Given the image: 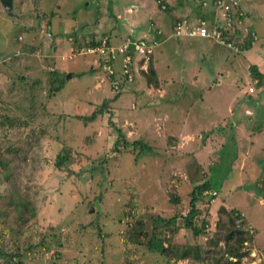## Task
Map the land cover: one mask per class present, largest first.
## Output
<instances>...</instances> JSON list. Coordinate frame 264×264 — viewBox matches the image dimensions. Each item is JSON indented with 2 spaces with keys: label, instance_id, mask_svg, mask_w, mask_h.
I'll return each instance as SVG.
<instances>
[{
  "label": "rangeland",
  "instance_id": "1",
  "mask_svg": "<svg viewBox=\"0 0 264 264\" xmlns=\"http://www.w3.org/2000/svg\"><path fill=\"white\" fill-rule=\"evenodd\" d=\"M126 1L139 10L132 13L138 22L126 24ZM13 12L16 17L0 4V253L18 249L21 264H208L149 251L155 218L178 216L176 232L158 227L156 238L172 246L178 258L198 247L202 256L209 250V258L221 256L224 264L227 247L217 230V212L223 207L243 214L250 231L242 264H264V87L250 76L251 52L231 54L209 40L197 41L209 55L191 54L208 67L207 103L214 108L205 111L204 125L198 127L193 115H200L202 103L193 98L202 92L195 85L177 82L167 97L175 101L170 114L167 103L152 108L151 100L157 98H148L142 89L137 98H120L101 71L90 70L97 66L94 57L71 56V48L85 44L83 38L75 42L73 32L110 38L132 30L138 39L161 19L170 21L164 28L170 35L176 14L160 12L154 0H14ZM261 15L252 20L254 31L249 28L256 34L253 56L262 60L259 69L264 71L259 46L264 10ZM48 26L51 38L45 35ZM169 49L167 62L176 76L190 51L181 45ZM224 57L232 60V68L221 67ZM61 79L65 83L56 92ZM250 87L256 89L252 104L232 98L236 89ZM177 105L191 110L185 119L188 131L179 128L183 115L174 111ZM244 111L251 112L252 122L243 120ZM159 113L168 127L158 117L152 129L149 120ZM240 122L254 133L243 128L238 134ZM118 130L129 147L115 152ZM139 142L152 152L140 154L132 145ZM250 146L257 151L248 156ZM241 154L246 160L235 167ZM60 157L66 158L64 165ZM205 182L210 190L200 196L194 222L207 225L195 237L181 218L190 209V193ZM137 221L142 230L136 229ZM0 264H5L1 257Z\"/></svg>",
  "mask_w": 264,
  "mask_h": 264
},
{
  "label": "crops",
  "instance_id": "2",
  "mask_svg": "<svg viewBox=\"0 0 264 264\" xmlns=\"http://www.w3.org/2000/svg\"><path fill=\"white\" fill-rule=\"evenodd\" d=\"M191 1H192V3L179 4L177 6L172 7L171 10H169L168 12L165 13V15L171 16L172 14H176V17H174V21H175V19L177 21L178 19H181L183 17H189L192 19L199 18V17H206L209 20H212L214 18L213 15L209 11H203L195 1L194 2H193V0H191ZM132 7H134V3L131 1H126L123 5V13L127 14L128 18L130 19V20L128 19V21H126L127 25H129L131 21L132 22L133 21L138 22V20L135 19L137 16H133L132 13L134 11H139V10H133ZM241 9L246 16V19L244 21L245 24H247L248 26H251L253 24L252 23L253 19L260 18V16H262L261 14H262V11L264 10V0H242ZM14 17H16V15ZM119 18H120V15L117 14L116 19L118 20ZM174 21L171 25V30H172L174 23L176 22V21L175 22ZM169 23H170V21H168V23H167L166 20L160 19L159 22L157 23L158 26H155L154 24L151 23L150 24L151 28L147 31H143V33L141 35V36H145L146 34H148L150 36V38L158 39L160 42V45L154 50V52L151 56V60L153 61V62L152 61L151 62H152L153 68H154L155 73H156L157 81L159 82L158 87L154 88L153 86H147V84H144V86H142V84L144 82V78L139 73L135 76L134 81L132 83L120 84V90L116 91V92L114 91V92L117 95H121L120 98H137L138 97L137 95L139 94L138 91H140L142 89L143 91H145L148 98H157L156 102L154 101V99L151 100L152 106H151V104H150V106L152 108H155L154 105L159 106L160 104L167 103V105L169 107V113L171 114V106L173 105V103L175 104V101H172L170 98H168L169 100H167V97L168 96L171 97L174 94V92L176 90L174 88V86L177 84V82H182L185 86L188 85L189 87L195 85L196 87L199 88V91L202 92V95H200V97L198 99L197 98H193V99L201 101L202 105H199L198 106L199 108L197 109L200 112V115H193V118H195L196 120L199 121V123L195 122L193 124V126H198V127L201 126L202 127L204 125V120L207 116V113L205 111L209 112V109L211 108L212 112H214V108L207 103V100H209L208 98L210 97L209 94L211 93V89H209L208 91L206 90V89H208V85L210 84V82H207L208 75L206 72L207 71L206 68H208V67H206L205 69L202 68L203 64L196 62L197 60L195 59V56L191 54V52H194V54H196V52H200V54L202 56L209 55V53H206V52H204V50H201V46H199V45L197 46V41H207V40H202L199 38H186V37H177L176 38V37H172L171 36L172 33L170 35H168V33H167L168 30L167 29L164 30V28H166L167 25L169 26ZM252 28L253 27L251 26V29ZM156 30H160L162 32V35L158 37L155 33ZM72 34L74 35V38L76 39L75 41H77V43L79 42L80 38H83L84 43H86V42L92 41L91 39L95 40V39H98L100 37H105L103 35L99 36V35L92 34L89 36V35H84V34H80V33L77 34L75 32H73ZM133 34H134V32L132 30L128 31V33L126 35H121V33L115 32L113 34L114 36L113 37L110 36L109 39L111 40V43L112 42L113 43H120L123 40H125V38H127V37H134ZM73 35H71V36H73ZM172 39H175L177 41L173 40V42H172L171 41ZM169 42H171L172 44H169ZM211 43H212V41H211ZM170 45H173V46L181 45V46L185 47L188 51H190L189 54H187L186 58L183 59L184 68L181 69L182 73L180 72L176 76L172 75L173 73L170 72V71H173L174 68L172 67V65H169L167 62L168 61L167 56L169 54H171L170 53L171 49H169ZM214 45H216V44L214 43ZM255 46H256V44L254 42L251 45V47L249 48V50H247V51L245 50L242 52H249V51L251 52L252 56L249 57L250 60H252V61H250V62H252V63H250L251 67L255 66L257 68V70L261 74H263L264 71H261L259 69V64L262 63V60L254 58V56H253V48ZM259 46L261 47L260 51L264 52V42H263V44L261 43ZM219 47H221L222 49L229 52V49H227L226 47L221 46V45H219ZM193 49H195V51H193ZM228 52H224V53L229 54ZM230 53L233 54L232 52H230ZM231 54H229V56H232ZM228 59L230 61L227 60V58H225V57L221 58V64H220L221 67H222V65H227L229 68L233 67L234 63L231 62L232 60L230 58H228ZM169 62H171V61H169ZM187 63L189 65H191L188 68H186ZM163 68H165V69L163 70ZM166 70H168L169 73L164 72ZM174 77H176V78H174ZM255 81H257V80H253V82H255ZM233 82H234V76H231L230 77V83H233ZM255 85L258 86L257 83ZM259 87L262 88V87H264V85L259 86ZM247 90H246V88L241 89V90L236 89V92L234 93L232 98H234V100L239 98L240 100L238 99V101H240V102L242 101V103H245L243 105L252 104L254 102V99H255V98H253V95H255L256 89H255V92L253 94H249L247 92ZM260 90H261L260 93H262V89H260ZM154 102H155V104H154ZM162 102H164V103H162ZM204 102L207 105L203 104ZM188 103H191V102L189 101ZM187 110H188L187 108H183V107L180 108L178 105L176 107H174V111H177V113H179L180 116L183 115V116H181V118H182L181 120H183V121L179 124L180 125L179 128L182 127L183 131L190 130V127H189L190 124L185 119L189 116L188 114H190L191 110L189 109V112H187ZM244 112H245V118L243 120L245 122L249 123V121L252 120L251 119V112L250 111H244ZM229 113L231 114V116H233V111H230ZM160 115L161 114L159 113V115L154 117L153 119H151V121L149 120V123H151V125H152V129H153V126L156 125L154 123L157 121V120L156 121H154V120L158 119V117H161ZM165 121H167L165 116L161 117L160 123L162 125L164 123V125H166L168 127L167 122H165ZM238 124L239 125H237L236 128H238V134H239L240 132H242L243 128H245V127L243 126V122L242 123L240 122ZM245 132L248 134L254 133L252 130H249V131L246 130V128L244 130V133ZM260 133H264V132H260ZM260 133H259V135H261ZM252 139H256L255 135L252 137ZM252 146H254V145H252ZM252 146L248 147V149L245 152L248 156H249L251 151H254V153H256V151H257V150H254V148ZM241 153H244V152H241ZM238 160H239V163H238V165H234L235 167L241 165V163H243V161L246 160V158L244 157V154H241V157H239Z\"/></svg>",
  "mask_w": 264,
  "mask_h": 264
},
{
  "label": "built area",
  "instance_id": "3",
  "mask_svg": "<svg viewBox=\"0 0 264 264\" xmlns=\"http://www.w3.org/2000/svg\"><path fill=\"white\" fill-rule=\"evenodd\" d=\"M160 12H166L169 8L180 3H192L191 0H154ZM203 11H209L213 15L212 20L183 17L178 19L172 27V37L199 38L210 40L215 44L229 49L234 54H239L246 43L252 45L256 41V35L245 24L246 16L241 9L242 0H193ZM156 35H162L160 30H156ZM46 37H51V27L48 26L45 32ZM148 34L135 39L127 37L119 44L111 43L107 37H100L93 42L89 41L83 46L71 48V56H91L94 57L96 68L101 66L104 77L108 80L113 90L119 91L120 84L111 82L110 77L114 73V65L119 62V76L125 83H132L137 74L146 71L149 57L160 45L158 39L148 38ZM233 37L240 40L234 42ZM72 41L71 39H69ZM93 43V45H89ZM93 65V66H94ZM257 81H255V84ZM247 92L253 94L255 88H248ZM213 195H216L213 193ZM242 219H236L235 225L241 226ZM247 244V243H245Z\"/></svg>",
  "mask_w": 264,
  "mask_h": 264
},
{
  "label": "trees",
  "instance_id": "4",
  "mask_svg": "<svg viewBox=\"0 0 264 264\" xmlns=\"http://www.w3.org/2000/svg\"><path fill=\"white\" fill-rule=\"evenodd\" d=\"M182 4V3H180ZM169 10H171V8H169L166 12H168ZM164 12V13H166ZM201 19H206V17H202ZM73 35V34H72ZM51 37H52V31H51ZM50 37V38H51ZM74 38V35L72 36ZM134 38V37H132ZM141 38V37H140ZM149 38V36H148ZM137 39V38H135ZM76 39L74 38V41ZM108 40L111 42V40L108 38ZM94 40H92L93 42ZM76 42V41H75ZM89 45H93V43L89 44ZM251 47L250 44L246 43V45L244 46V48L241 51H247L249 50V48ZM152 56V55H151ZM151 56L149 57V62L147 65V69L146 71H141L140 74L143 76L144 81L146 82L147 86H153L154 88L158 87L159 82L157 81L156 78V73L155 70L153 68L152 62H151ZM93 66V65H92ZM91 71H101V66L98 68H91ZM119 70H120V65L119 62H117L114 65V73L113 75L110 77V81L111 82H118L119 84H123L125 83L119 76ZM102 72V71H101ZM102 75H104V73L102 72ZM66 75H64L65 77ZM250 76L254 79L257 80V84L258 86H262V82L264 83V74H261L257 68L255 66L250 67ZM22 81V80H21ZM60 83V87L56 88V92H59L60 89L62 88V86L64 85V79H61L59 81ZM98 113H101V111H97L94 112L89 118L87 119H94L96 117V115H98ZM118 139L115 143V149L114 151H118L119 146H121V148H127L129 147L128 142L125 140V136L120 133V131L118 130ZM120 142H122V145H120ZM133 146H135V148L137 147L140 151V154L143 153H148L152 152V149L150 148V146L143 144L141 142L139 143H133ZM62 165L65 164L66 158L64 157H60L58 158ZM2 163V162H0ZM57 167L60 165L59 163H56ZM210 190V185L208 182H205L203 184H201L200 186H197L194 188V190L190 193L191 195V199H190V203H189V211L188 213L183 216L181 219L183 220V227L190 230L192 235L195 237H198L201 234V230L204 229V227H206V223L203 222L202 227H198L196 225V223L194 222V220L199 216L200 212L196 206L200 196L203 194V192H207ZM24 208L26 209L27 206L24 205ZM218 222H217V230H221L223 232L222 235V241H224V245L227 247V250L225 252V254L227 255V258L225 260V262H223L224 264H242V260L248 256L247 252H242V246L245 243H249L251 242V237H250V231L244 226V221L242 223L241 226L237 227L235 225V220L238 219H242L244 220V216L243 214H241L240 212L236 211V210H231V211H227L225 208L221 207L218 209ZM178 219V216H174L172 218H155L154 223L157 225L153 231L152 234L147 242V247L149 249V251H156L157 253H159L160 255H162L163 257H169L170 255L172 257V259L175 258L178 260H192L194 262H199V261H205L208 264H211L209 262V259H212L215 264H220L221 262V256L219 258H216L217 256H213L212 258L210 256L211 252L208 250L204 253V255H201V252L199 250L198 247H193L189 250H185L184 252H182L180 258H178V253H176L173 250L172 246H164L163 244V240L156 238V231L158 227H164V229H170V231L172 232V234H174L177 230V226H176V221ZM225 226L227 228H225ZM136 229L142 230V224L140 221H137V227ZM139 235L143 234V231L139 232ZM249 233V234H248ZM219 241V239H216V243ZM231 244H233V246H231ZM30 248H28L29 250ZM250 256V254H249ZM0 257L3 259V262L5 264H21V260H20V253L19 250L16 249L14 253L11 254H3L0 253ZM223 258V257H222ZM7 259V260H4ZM15 259V261L13 260ZM13 260V261H12Z\"/></svg>",
  "mask_w": 264,
  "mask_h": 264
},
{
  "label": "water",
  "instance_id": "5",
  "mask_svg": "<svg viewBox=\"0 0 264 264\" xmlns=\"http://www.w3.org/2000/svg\"><path fill=\"white\" fill-rule=\"evenodd\" d=\"M13 1L14 0H0L3 10L11 17L15 16V13L13 12ZM67 78H71L70 75H68Z\"/></svg>",
  "mask_w": 264,
  "mask_h": 264
}]
</instances>
